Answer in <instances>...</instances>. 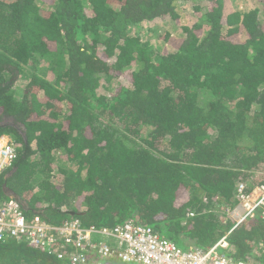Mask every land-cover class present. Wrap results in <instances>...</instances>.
Here are the masks:
<instances>
[{
  "label": "trees",
  "instance_id": "trees-1",
  "mask_svg": "<svg viewBox=\"0 0 264 264\" xmlns=\"http://www.w3.org/2000/svg\"><path fill=\"white\" fill-rule=\"evenodd\" d=\"M185 1L0 0V137L16 149L0 202L10 190L26 218L133 222L186 250L225 239L263 264L264 220L234 228L230 212L238 184H264V0H195L177 44L140 34ZM0 264L63 263L11 239Z\"/></svg>",
  "mask_w": 264,
  "mask_h": 264
},
{
  "label": "built area",
  "instance_id": "built-area-1",
  "mask_svg": "<svg viewBox=\"0 0 264 264\" xmlns=\"http://www.w3.org/2000/svg\"><path fill=\"white\" fill-rule=\"evenodd\" d=\"M16 158L15 145L0 137V174ZM236 207L230 212L235 226L245 220H264V184L247 189L238 184ZM24 242L63 264H257L235 261L226 255L229 245L221 239L210 249H180L159 237L150 227L128 222L113 228L83 227L78 219L60 226L45 224L38 216L26 218L13 200L0 202V242ZM264 264V263H263Z\"/></svg>",
  "mask_w": 264,
  "mask_h": 264
},
{
  "label": "rangeland",
  "instance_id": "rangeland-1",
  "mask_svg": "<svg viewBox=\"0 0 264 264\" xmlns=\"http://www.w3.org/2000/svg\"><path fill=\"white\" fill-rule=\"evenodd\" d=\"M195 0H187L182 4L181 10L182 16L180 18V21L174 22L172 20H156L151 23H144L139 29L140 34H144L145 39L147 41H150L151 43L158 42L159 44L163 45V47L167 46V43L164 42L163 37L166 34H169L170 42L177 44V40L179 36L182 35V26L187 25L188 23H192V20H196L199 17V14L195 13L193 10V5ZM200 6H202L200 3H198ZM205 5V4H204ZM263 4L259 2V0H225V11L224 13H228L232 10H238L241 12L251 10L253 8H259L262 11ZM261 19L264 20V17L262 16ZM264 26V25H263ZM145 29L147 32H145ZM146 33V34H145ZM245 36L243 34H238L235 39L241 40ZM117 83L121 86H129V80L126 77H122L117 79ZM16 91H20V89H17ZM99 92H102L101 90ZM38 97L41 100H44L42 97V93L39 92ZM8 137V136H7ZM11 137V136H10ZM8 137V139L11 140V138ZM12 142V140H11ZM65 157H56L55 165L54 167H60L61 165H64ZM58 182V181H57ZM182 250H186L181 248Z\"/></svg>",
  "mask_w": 264,
  "mask_h": 264
},
{
  "label": "water",
  "instance_id": "water-1",
  "mask_svg": "<svg viewBox=\"0 0 264 264\" xmlns=\"http://www.w3.org/2000/svg\"><path fill=\"white\" fill-rule=\"evenodd\" d=\"M11 126L14 127V128H16L15 125H12L11 124ZM6 195H7L8 198H10L11 200H13L14 202H16V203L19 202V197L15 193H13L12 191L6 190Z\"/></svg>",
  "mask_w": 264,
  "mask_h": 264
}]
</instances>
